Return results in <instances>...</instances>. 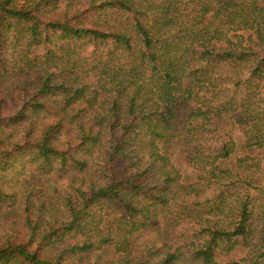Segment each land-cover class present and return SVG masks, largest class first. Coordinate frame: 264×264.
I'll return each instance as SVG.
<instances>
[{"label":"trees","instance_id":"16d2710c","mask_svg":"<svg viewBox=\"0 0 264 264\" xmlns=\"http://www.w3.org/2000/svg\"><path fill=\"white\" fill-rule=\"evenodd\" d=\"M0 264H264V0H0Z\"/></svg>","mask_w":264,"mask_h":264},{"label":"rangeland","instance_id":"374dc122","mask_svg":"<svg viewBox=\"0 0 264 264\" xmlns=\"http://www.w3.org/2000/svg\"><path fill=\"white\" fill-rule=\"evenodd\" d=\"M49 180L47 182H45L46 184H50L53 186V189H57V191H61V190H64L66 188V181L64 180H60V181H55L53 178H48ZM52 189V188H50ZM52 193L53 191H50V192H47V196H52ZM62 194V193H61ZM234 255L238 256V257H241L242 255L240 254V252L238 251H235L234 252Z\"/></svg>","mask_w":264,"mask_h":264}]
</instances>
